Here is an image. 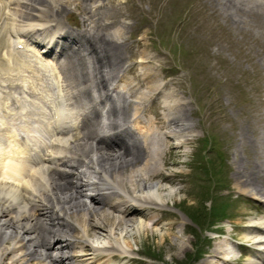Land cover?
Masks as SVG:
<instances>
[{"label":"bare ground","instance_id":"1","mask_svg":"<svg viewBox=\"0 0 264 264\" xmlns=\"http://www.w3.org/2000/svg\"><path fill=\"white\" fill-rule=\"evenodd\" d=\"M214 3L237 25L247 22L239 12L264 15V0ZM70 4L83 13L73 28L57 17ZM112 5L0 0V264H122L131 260L129 228H164L166 240L179 224L164 205L180 188L164 184L175 173L163 167L174 162L166 153L193 137L185 103L157 83L147 53L129 52L139 58L123 67L106 43L122 27L107 33L112 20L102 21ZM156 98L161 111L150 107ZM244 151L243 169L233 158L238 187L264 204V146ZM245 222L255 248L245 264H264V209ZM177 238L171 253L184 249ZM230 252L216 240L196 264H229Z\"/></svg>","mask_w":264,"mask_h":264},{"label":"rangeland","instance_id":"2","mask_svg":"<svg viewBox=\"0 0 264 264\" xmlns=\"http://www.w3.org/2000/svg\"><path fill=\"white\" fill-rule=\"evenodd\" d=\"M104 1L117 4L102 20H112L105 31L122 27V36L106 43L114 47L124 68L139 58L135 53L130 57L129 52L143 51L152 56V63L147 65L157 71V83L165 82L164 90L176 91L185 103L181 115L188 122V135L193 133L186 144L172 149L174 153H166L165 158L174 162L163 167L165 172L175 173L173 182L164 184L174 190L180 188L166 197L164 205L179 224L167 233L166 240L161 236L164 228H129L126 237L132 247L131 260L122 264H177L191 252L194 257L184 261L196 264L216 240L229 241V264H245L243 252L254 250L243 236L245 219L261 212L264 204L243 192L246 184L241 183L239 189L233 158L239 159L243 169L244 148L254 142L264 146V15L260 18L239 12L247 22L237 25L215 9L214 0ZM68 6L69 11L57 17L63 24L77 27L83 13L74 4ZM120 20L124 24L120 25ZM138 71L139 66L135 67ZM158 98L154 100L157 105L150 107L161 111ZM212 199L226 207L222 219L205 216ZM192 207L199 208L195 209L197 215L194 210L189 212ZM177 236L184 241V249L171 253L169 240L177 241Z\"/></svg>","mask_w":264,"mask_h":264},{"label":"trees","instance_id":"3","mask_svg":"<svg viewBox=\"0 0 264 264\" xmlns=\"http://www.w3.org/2000/svg\"><path fill=\"white\" fill-rule=\"evenodd\" d=\"M202 202V201H201ZM217 207H219V210L218 211H216V208ZM198 210L199 208L198 207H192L191 209H189V212H192L193 210V214H198V212H196V210ZM225 210H226V207H224L223 205H222V203H218V202H214V199H212L211 200V203H210V207L205 211V216L207 217V218H209V219H211L212 217H215L216 215H217V217H219V218H221L222 216H224V214H225ZM196 222H198V223H200V225H202V223H201V221H199V219L198 218H196V217H192ZM216 221V220H215ZM215 223V222H214ZM204 229L206 228V227H203ZM195 236V235H194ZM197 238H198V236H197ZM150 249H148V251H149ZM147 251V252H148ZM197 254H198V252H197ZM196 254V255H197ZM191 255H192V252H191ZM190 254H188V256L187 257H185V259L184 260H186L187 259V261L189 262L190 260H191V258L192 257H194V255H195V253H194V255H192L191 256ZM184 260H177L176 262H177V264H183V261ZM187 261H184L185 262V264L187 263Z\"/></svg>","mask_w":264,"mask_h":264}]
</instances>
